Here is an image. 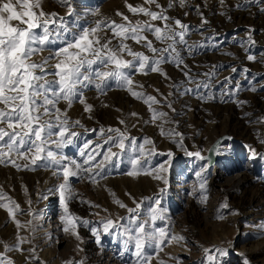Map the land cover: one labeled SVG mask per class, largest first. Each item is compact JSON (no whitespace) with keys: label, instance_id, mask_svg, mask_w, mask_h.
I'll return each mask as SVG.
<instances>
[{"label":"rangeland","instance_id":"obj_1","mask_svg":"<svg viewBox=\"0 0 264 264\" xmlns=\"http://www.w3.org/2000/svg\"><path fill=\"white\" fill-rule=\"evenodd\" d=\"M158 2L167 10V15L190 26L191 30L186 37L189 45H204L191 54H183L191 75L203 82V73L210 71L213 65L223 67H218L216 76L209 81V89H200L198 93L188 94H183L185 89L194 88L195 85L190 84L173 64L162 65L170 79H165L158 73H133V89L157 97L161 104L153 107L168 114L167 122L163 125L165 134H161L160 121H151V113L144 100L133 97L115 81H110V87L105 89L104 94L95 87L83 90L87 103L93 105L91 113H85L84 106L78 101L67 110L69 118L72 121L80 120L82 125L73 126L71 130L78 133L75 143L62 150L70 159L82 163L83 158L79 151L83 143L89 140L93 141V144L102 143L98 135L100 127L120 128L137 142V150L134 151L130 140L126 141V150L100 170L101 175L96 177L95 182L70 178L69 183L73 191L79 194L76 199L69 201L70 211L81 219L91 221L90 227L100 230V244L96 243L89 228L78 226L77 231L82 242L62 230L60 217L63 209L58 193L51 191L61 182L62 177L53 176L52 170L43 167L18 171L11 165H0V190L23 210L16 219L21 223L32 219L27 214L28 200H31V207L38 214V219L35 220L38 227L33 244L22 245L24 252L6 253L15 264H37L26 259L30 255L26 250L33 245L36 249L35 255L43 264H66L72 260H82L83 264H133L134 247L129 245V251L121 256L123 238L118 235L120 229L103 233L100 221L110 218L119 220L122 226H128L130 213L127 209L135 208L137 202L141 203L139 221H148V231L162 228L167 233V237H161L164 243L160 250L156 249L154 243L146 249L147 254L152 257L151 264H160L161 261L163 264H183L182 260L186 261L189 257L192 259L187 260L188 264H207L205 249L213 252L223 250L226 253L217 256L218 264H228L227 260L242 264L234 252L242 247L254 248L262 242L264 154H261V151L264 150V143L261 141H264V123L261 119L264 118V89L260 86L264 85V12L260 11V8L264 5L248 6L245 0H225L224 5H221L219 0H188L186 7L182 8L177 4L168 9L169 0ZM126 4L143 5L159 11L155 5L144 4V0H72L73 15L68 17L67 7L59 0H40L43 11L65 17L74 32L94 26L98 19L123 23L117 12L124 13L133 22L148 19L143 15L130 13ZM197 6L199 11L196 10ZM230 7L232 11L229 10ZM35 10L38 12L40 9ZM97 11L98 15H93ZM199 13H203L208 20L203 28L200 27ZM226 13L230 17L223 23L221 19ZM249 28L253 30L254 45L246 42ZM100 35L111 37L112 34L101 32ZM149 39H153L156 47H163L150 34ZM241 42H244L243 45ZM127 43L133 50L151 55L133 41L129 40ZM213 44L217 47H212ZM57 46L51 45L52 48ZM249 53L256 55L255 62L246 59ZM47 55L48 52L44 51L33 59L40 61L42 56ZM125 58L130 59L127 56ZM232 67L237 68L236 73H232ZM245 68L247 72L243 71ZM225 77L230 78L231 84L228 87L234 94L221 99L225 90ZM236 82L240 83L239 90L235 89ZM139 85H143V88ZM251 86H256L258 90H249ZM205 93H210L216 98L205 101L197 98L199 94ZM164 97L171 102L175 111L164 106ZM59 106L61 109L66 108L63 102ZM131 113H137L138 116L134 117ZM120 120L125 123L120 124ZM171 131L181 135H168ZM220 134H226L227 139L219 144L216 151L219 160L212 166L208 167L206 161L185 154L187 150L200 151L204 155L210 142ZM146 138L153 141V144L146 145V148H154L155 152L147 157L144 170L133 169L130 161L139 155V145L143 144ZM181 139L183 147L179 146ZM108 147L118 151L111 143L104 145L100 151H106ZM251 150L256 152V156L252 155ZM169 152L172 153L171 160L168 157ZM100 159L102 156L97 157V160ZM161 164L167 171L159 174L167 179V184L145 172L158 168ZM129 172L133 174L129 175ZM213 173L215 177L219 176L218 187L214 188L209 183ZM237 173L243 174L247 180L244 190L246 194L253 190L261 192V204L247 216H240L236 208L228 207L225 215L216 217L222 202L231 203V187ZM201 184H204V188L200 187ZM117 200L125 207H120L115 202ZM156 200L160 201L158 206L155 204ZM152 207H158V215H162L163 219H149V209ZM236 217L238 221L234 225V222L229 223L227 220ZM18 231L23 236L30 235L23 228L17 229L7 210L0 209V242H3L0 243V253L4 252V243H16ZM191 232L193 233L190 234ZM255 264H264V260Z\"/></svg>","mask_w":264,"mask_h":264},{"label":"snow or ice","instance_id":"obj_2","mask_svg":"<svg viewBox=\"0 0 264 264\" xmlns=\"http://www.w3.org/2000/svg\"><path fill=\"white\" fill-rule=\"evenodd\" d=\"M59 2L67 7L66 16L71 17L73 15L72 0H59ZM219 2L221 5L225 4V0H219ZM187 3L188 0H169L168 9L177 4L183 8L187 6ZM144 4L155 5L159 11L143 5L126 4L130 13L143 15L148 19L133 22L124 13L117 12V15L124 21L123 23L98 19L94 26L74 32L65 17L43 11L40 0H0V165H11L18 171L43 167L52 170L53 176L62 177L61 182L51 190L58 193L59 203L63 209L60 217L62 230L75 236L81 242L82 238L77 231L78 226L89 228L97 244L101 243V235L97 227H90L91 221L81 219L71 213L69 201L76 199L79 194L73 191L69 183L70 178L76 177L95 182L96 177L101 175L100 170L126 150V141L130 140L134 146L133 150H137L135 138H130L125 131L114 127L107 129L100 127L98 135L102 143L93 144L91 140L84 142L79 151L83 158L82 163L63 154L62 150L66 146L73 145L78 136L77 132L71 130L73 126H82L80 120L72 121L69 118L67 110L77 101L84 106L85 113H91L93 110V105L87 103L83 90L95 87L101 94H104L105 89L110 87V81H115L133 97L144 100L149 107L151 121H160L161 134H165L163 125L167 122L168 114L153 107L161 104L157 97L133 89L135 83L132 78L133 73L144 75L149 72L158 73L165 79H170L162 65L173 64L190 84L195 85L194 88L185 89L183 94H188L198 93L200 89H209L211 87L209 81L216 76L218 67H223L213 65L210 71L203 73L205 81L196 80L191 75L181 49L191 54L204 45H189L186 37L191 30L190 26L178 18L174 19L167 15V10L159 4L158 0H144ZM245 4L248 6L264 5V0H245ZM241 6L237 5V7ZM35 9L40 10L37 12ZM196 10L199 11V6ZM260 11L264 12V7H261ZM199 14L201 16L200 27L203 28L208 20L203 13ZM93 15H98V11ZM14 21L17 23L13 24ZM154 22H160V24ZM252 31L249 28L246 42L254 45ZM101 32H110L112 35L111 37L101 36ZM149 34L163 47H156L153 39H149ZM114 40L115 43H113ZM129 40L145 48L151 55L133 50L127 43ZM241 43L243 45L244 42ZM51 45L58 46L52 48ZM212 47H217V45L213 44ZM44 51L48 52L47 56H42L40 61L33 59L34 56ZM225 54L231 55V53ZM246 59L249 62H255L257 57L249 53ZM231 71L236 73L237 68L232 67ZM243 71L248 70L245 68ZM230 84V78L225 77L223 82L225 90L221 99L234 94L233 90L228 87ZM169 86L174 87V85ZM139 87L143 88V85ZM239 88L240 83L236 82L235 89L239 90ZM260 88L264 89V85ZM249 90L255 92L258 89L256 86H251ZM197 98L205 101L215 97L210 93H205L199 94ZM62 102L66 104L65 109L59 106ZM164 102V106L175 111L167 97H164ZM131 115L138 116L137 113H131ZM91 118L89 115V119ZM261 122L264 123V118ZM119 123L124 124L125 121L120 120ZM167 134L181 135L175 131ZM261 142L264 143V141ZM110 143L118 151H113L112 147H108L106 151H100L104 145ZM152 144L153 141L146 138L144 143L139 145V155L130 161L133 169L144 170L147 157L155 152L154 148H146V145ZM179 146L183 147L182 139ZM251 151L252 155L256 156V152ZM185 154L201 160L205 159L200 151L185 150ZM99 156H102V159L97 160ZM171 156L172 153L169 152V160ZM166 171L167 168L163 164L158 168L145 170L146 174L153 175L154 179L163 180L167 184V179L159 174ZM200 187L204 188V184ZM115 202L120 207H125L119 200ZM27 203L29 204L27 214L32 219L21 223L16 216L22 214L23 210L0 190V209L7 210L17 229L23 228L30 233L29 236H23L18 231L14 245L3 244L4 252L0 253V264H15L6 253L24 252L22 245L33 244L38 227L35 223L38 214L32 209L31 200ZM159 203V200L155 201L157 206ZM140 208L141 203L137 202L135 208L127 209L130 213L128 226H122L119 220L110 218L101 220L100 224L103 233H109L112 229H120L118 235L123 238L121 256L124 252H128L129 245H132L135 256L133 264H151L152 257L147 254L146 249L154 243L156 249L160 250L164 243L161 237H167V233L162 228L148 231V221L143 223L139 221ZM149 212L150 220L163 219L162 215H158V207L150 208ZM172 239L180 238L172 237ZM26 251L30 253L26 257L27 260L43 264L35 255L34 245ZM205 254L207 264H218L217 256L226 255L223 250L213 252L209 249H205ZM66 264H83V261L72 260L67 261ZM160 264H163V261Z\"/></svg>","mask_w":264,"mask_h":264},{"label":"bare ground","instance_id":"obj_3","mask_svg":"<svg viewBox=\"0 0 264 264\" xmlns=\"http://www.w3.org/2000/svg\"><path fill=\"white\" fill-rule=\"evenodd\" d=\"M231 9H232V7H230L229 10L232 11ZM222 17H223V19H221V20L223 21V23H226V22H224V20L228 19L230 16H229V14L226 13V15H223ZM232 17H234V16H232ZM237 19H238V17H237ZM181 52H182V55L183 54H187V52L183 48L181 49ZM189 69H190V67H189ZM261 154H264V150L261 151ZM238 174L239 173H237V175H235V177L233 178V183H232L233 185L231 187V191L232 192H231V196H230L231 203L222 202L220 204L221 207L217 210L216 217H220V216L225 215L226 214V210L228 209V207L233 208V209L236 208V210L239 211L240 216H247V215H249L251 213V211L253 209H255L257 207V205L261 204V201H260L261 192L259 190H255V191L253 190L254 192L250 191L248 194H246L244 192V190H245V188L247 186V180H246V178L244 177L243 174L242 175H238ZM210 178L211 179L209 180V183H210L211 187H212V185H213V188H214V186L218 187L217 183H219L218 182L219 181L218 180L219 176L215 177V174L213 173V176L210 177ZM254 186H255V184H254ZM237 218L238 217H236L234 219L232 218V220H231V218L230 219L228 218L227 220H228L229 223L230 222L231 223L234 222L233 223V225H234L236 223V221H238ZM192 233L193 232H191L190 234H192ZM262 237H263L262 242L258 246L254 247V248H249V249H245L244 247H242L240 250L235 251L234 254H236V256L238 258L237 260H239L242 264H245V262H247V264H255V263L263 261L264 260V250H263L264 249V231L262 232ZM243 240H245V237L243 238ZM237 242L238 241H235V243H237ZM261 246H263V247H261ZM190 259H192V258L189 257V258L186 259V261L184 259V260H182L183 261L182 263L183 264H188L187 260L189 261ZM227 262H228V264H235L231 260H229V261L227 260Z\"/></svg>","mask_w":264,"mask_h":264},{"label":"water","instance_id":"obj_4","mask_svg":"<svg viewBox=\"0 0 264 264\" xmlns=\"http://www.w3.org/2000/svg\"><path fill=\"white\" fill-rule=\"evenodd\" d=\"M225 139H227L226 134H220L217 135L209 144V146L206 149L205 154L203 155L205 159L201 161H206V165L208 167L212 166L215 162L219 160V157L217 155V148L219 144H221Z\"/></svg>","mask_w":264,"mask_h":264}]
</instances>
